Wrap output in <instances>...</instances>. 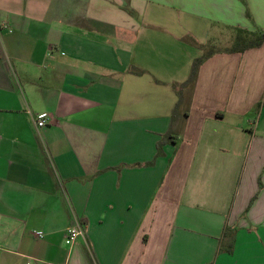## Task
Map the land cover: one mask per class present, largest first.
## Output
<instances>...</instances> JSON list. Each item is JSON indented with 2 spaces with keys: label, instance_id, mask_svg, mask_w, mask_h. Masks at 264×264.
Instances as JSON below:
<instances>
[{
  "label": "crops",
  "instance_id": "obj_1",
  "mask_svg": "<svg viewBox=\"0 0 264 264\" xmlns=\"http://www.w3.org/2000/svg\"><path fill=\"white\" fill-rule=\"evenodd\" d=\"M238 29L264 0H0V264H264V41Z\"/></svg>",
  "mask_w": 264,
  "mask_h": 264
},
{
  "label": "trees",
  "instance_id": "obj_2",
  "mask_svg": "<svg viewBox=\"0 0 264 264\" xmlns=\"http://www.w3.org/2000/svg\"><path fill=\"white\" fill-rule=\"evenodd\" d=\"M237 33H239L240 36L236 37L235 45H233L232 48L227 49L230 52H242V51L249 49V48L258 47L264 41V30L247 31V30L238 29ZM212 51H213V49L212 50H206V52L202 56L197 57L193 60L189 78L184 83V85L185 84H189L190 86L193 85L195 77H196V73L198 70V66L209 55H211Z\"/></svg>",
  "mask_w": 264,
  "mask_h": 264
},
{
  "label": "built area",
  "instance_id": "obj_3",
  "mask_svg": "<svg viewBox=\"0 0 264 264\" xmlns=\"http://www.w3.org/2000/svg\"><path fill=\"white\" fill-rule=\"evenodd\" d=\"M50 120V114L48 112H39L34 116V122L36 124L37 127H44L48 121ZM34 234L37 237H42L43 233L40 231H34ZM84 235V231H83V227L80 223H75L71 226H69L66 230H65V234H64V242L68 245L72 244L74 242V240L78 237V236H83Z\"/></svg>",
  "mask_w": 264,
  "mask_h": 264
},
{
  "label": "rangeland",
  "instance_id": "obj_4",
  "mask_svg": "<svg viewBox=\"0 0 264 264\" xmlns=\"http://www.w3.org/2000/svg\"><path fill=\"white\" fill-rule=\"evenodd\" d=\"M239 33H237V31L234 32L233 34V37H232V41L230 44L226 45V47H228L227 49L229 48H232L233 45H235V40H236V37L237 36H240V34L238 35ZM253 40V39H252ZM222 47H225V45H219V44H216L214 46H207V50H212V49H219V48H222Z\"/></svg>",
  "mask_w": 264,
  "mask_h": 264
}]
</instances>
